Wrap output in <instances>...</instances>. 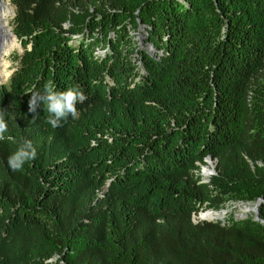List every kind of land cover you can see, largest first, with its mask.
<instances>
[{
    "label": "trees",
    "instance_id": "16d2710c",
    "mask_svg": "<svg viewBox=\"0 0 264 264\" xmlns=\"http://www.w3.org/2000/svg\"><path fill=\"white\" fill-rule=\"evenodd\" d=\"M11 2L0 264H264V0ZM48 83L86 96L56 128L28 111ZM259 197V220H192Z\"/></svg>",
    "mask_w": 264,
    "mask_h": 264
},
{
    "label": "clouds",
    "instance_id": "9594fccd",
    "mask_svg": "<svg viewBox=\"0 0 264 264\" xmlns=\"http://www.w3.org/2000/svg\"><path fill=\"white\" fill-rule=\"evenodd\" d=\"M86 99L79 86L70 87L63 91H57L53 83L44 86L42 93H33L28 101V111L32 113V121H35L39 113L37 108L42 103L49 114L46 122L52 127L62 126L61 121L67 120L69 116L75 119L78 115L77 103ZM7 109L0 107V141L5 140L8 132L6 116ZM37 152L31 140L23 139L19 142L16 150L7 159L8 166L13 171L23 168L25 163L36 158Z\"/></svg>",
    "mask_w": 264,
    "mask_h": 264
},
{
    "label": "rangeland",
    "instance_id": "374dc122",
    "mask_svg": "<svg viewBox=\"0 0 264 264\" xmlns=\"http://www.w3.org/2000/svg\"><path fill=\"white\" fill-rule=\"evenodd\" d=\"M13 9H15L14 6H13ZM12 19H13V16H9V25H10L11 31H12ZM131 34L133 36H135V39L137 40L138 44L140 45L139 46L140 48L141 47L142 48L145 47V49L148 52H150V53L155 52V50H156L155 47L151 43L146 42V34H145V31H144V27L143 26H140L137 30H132L131 31ZM21 51H22L21 46H18L16 49H14L6 57V60L8 62L7 68H6V71L7 72L10 73L11 70L15 68V66L17 64V61L13 57L17 53H20ZM8 79L9 78L7 77L4 81H1L0 83H2V82L7 83L8 82ZM211 160H212V164L214 165V168L212 170V173H213V172H215V164H216V161L213 158H211ZM204 168L205 169H210L211 168L210 165L206 161H205L204 164H200V169L202 170ZM205 169H204V171H205ZM210 176H211V174L210 175H202V178H203L204 181H207V179ZM254 203L255 202H253V203L252 202H247V203H232V202H226L219 209L209 208V209H212V210H215V211L216 210H222V209L225 210V215L223 216V218L221 220L220 219H198L197 216H199V212L202 211V210H200L197 214H193L192 220L194 222L197 221V220L198 221H203V220H220L222 223L228 222L231 219H233V220H241V219L246 218L248 215L253 214V212L251 211V208H252V206H253Z\"/></svg>",
    "mask_w": 264,
    "mask_h": 264
},
{
    "label": "bare ground",
    "instance_id": "6f19581e",
    "mask_svg": "<svg viewBox=\"0 0 264 264\" xmlns=\"http://www.w3.org/2000/svg\"><path fill=\"white\" fill-rule=\"evenodd\" d=\"M13 12L14 9L9 0H0V82L9 76V72L6 71L8 64L6 57L20 46L9 25V16H13ZM210 171V169H205L204 172L209 173ZM224 215L223 210H216L200 213L199 218L219 219Z\"/></svg>",
    "mask_w": 264,
    "mask_h": 264
},
{
    "label": "water",
    "instance_id": "95a60500",
    "mask_svg": "<svg viewBox=\"0 0 264 264\" xmlns=\"http://www.w3.org/2000/svg\"><path fill=\"white\" fill-rule=\"evenodd\" d=\"M15 15V11H14V14H13V16ZM15 36V35H14ZM16 37V36H15ZM17 38V37H16ZM18 40V39H17ZM19 44H20V46H21V41H19ZM153 54V53H152ZM13 70L14 69H12L11 70V72L9 73V76H8V78L10 77V75L12 74V72H13ZM2 83H4V82H2ZM2 83H0V84H2ZM204 161H206L209 165H210V172L209 173H205L204 172V169H202L201 171H200V173H201V175H212V174H214L215 172H213L212 173V170H213V168H214V165L212 164V160H211V157L210 156H208V157H206L205 159H204ZM216 161V160H215ZM263 202V198L262 197H259L256 201H255V203L253 204V206H252V208H251V211L254 213V215H255V219H260L259 218V216H258V207H259V205H260V203H262ZM223 210V209H222ZM208 211H215V210H212V209H206V210H202V211H200L199 212V215H200V213H205V212H208ZM223 212H225V210H223ZM198 217V219H200L199 218V216H197ZM220 220L222 219V218H219ZM194 222V221H193ZM196 222H198V220L197 221H195V223Z\"/></svg>",
    "mask_w": 264,
    "mask_h": 264
},
{
    "label": "built area",
    "instance_id": "2783aa9c",
    "mask_svg": "<svg viewBox=\"0 0 264 264\" xmlns=\"http://www.w3.org/2000/svg\"><path fill=\"white\" fill-rule=\"evenodd\" d=\"M9 2L11 3L12 6H14V5L12 4L11 0H9ZM14 8H15V7H14ZM14 11H15V9H14ZM13 14H14V12H13Z\"/></svg>",
    "mask_w": 264,
    "mask_h": 264
}]
</instances>
